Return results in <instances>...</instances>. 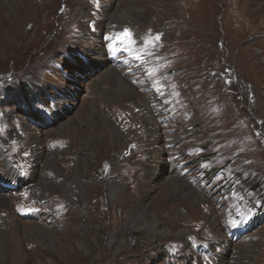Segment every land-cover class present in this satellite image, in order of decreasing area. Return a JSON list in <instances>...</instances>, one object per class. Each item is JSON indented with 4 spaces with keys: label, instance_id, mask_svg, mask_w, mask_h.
Segmentation results:
<instances>
[{
    "label": "rangeland",
    "instance_id": "rangeland-1",
    "mask_svg": "<svg viewBox=\"0 0 264 264\" xmlns=\"http://www.w3.org/2000/svg\"><path fill=\"white\" fill-rule=\"evenodd\" d=\"M0 130V264H264V0H0Z\"/></svg>",
    "mask_w": 264,
    "mask_h": 264
},
{
    "label": "bare ground",
    "instance_id": "bare-ground-1",
    "mask_svg": "<svg viewBox=\"0 0 264 264\" xmlns=\"http://www.w3.org/2000/svg\"><path fill=\"white\" fill-rule=\"evenodd\" d=\"M38 156V155H37ZM38 159V158H37ZM38 161V160H37ZM157 170H155L153 173H150V175H151V178H155V177H157ZM114 175H113V177L109 180L110 181V188L111 189H113L119 182H120V180H119V176H118V174H117V172H115V173H113ZM150 175H148V176H150ZM73 188V187H72ZM70 189H71V187H70ZM74 192V191H73ZM3 202V201H2ZM5 213V212H4ZM6 219L9 221V232H10V237L11 238H13V239H15V233H14V219L12 218V217H10V216H6ZM1 231H0V239H1ZM79 243V242H78ZM84 242H80L79 244V246H84V244H83ZM41 261V260H40ZM21 262L22 261H19L18 262V264H21ZM15 264H16V260H15Z\"/></svg>",
    "mask_w": 264,
    "mask_h": 264
},
{
    "label": "snow or ice",
    "instance_id": "snow-or-ice-1",
    "mask_svg": "<svg viewBox=\"0 0 264 264\" xmlns=\"http://www.w3.org/2000/svg\"><path fill=\"white\" fill-rule=\"evenodd\" d=\"M120 36L124 37L125 40L131 42V33L129 30L125 29V31L123 33L120 34ZM156 39H159V36L156 37ZM137 59H140V57H137ZM2 131V130H0Z\"/></svg>",
    "mask_w": 264,
    "mask_h": 264
},
{
    "label": "trees",
    "instance_id": "trees-1",
    "mask_svg": "<svg viewBox=\"0 0 264 264\" xmlns=\"http://www.w3.org/2000/svg\"><path fill=\"white\" fill-rule=\"evenodd\" d=\"M23 90L26 91V92L29 91L27 88H24V87L22 86V87H21V91H23Z\"/></svg>",
    "mask_w": 264,
    "mask_h": 264
}]
</instances>
